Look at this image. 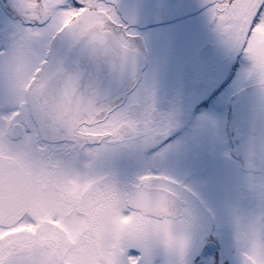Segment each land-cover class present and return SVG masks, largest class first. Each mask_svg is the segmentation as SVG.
I'll list each match as a JSON object with an SVG mask.
<instances>
[{"label": "snow or ice", "instance_id": "6c2138e0", "mask_svg": "<svg viewBox=\"0 0 264 264\" xmlns=\"http://www.w3.org/2000/svg\"><path fill=\"white\" fill-rule=\"evenodd\" d=\"M204 2L264 98V0ZM133 38L117 0H0V264H264V156L212 206L169 172L177 115L103 89L135 71Z\"/></svg>", "mask_w": 264, "mask_h": 264}, {"label": "flooded vegetation", "instance_id": "af4514ba", "mask_svg": "<svg viewBox=\"0 0 264 264\" xmlns=\"http://www.w3.org/2000/svg\"><path fill=\"white\" fill-rule=\"evenodd\" d=\"M128 29L139 68L116 92L104 80L111 105L175 113L179 127L167 143L188 144L190 153L185 158L176 152L166 164L183 166L174 175L207 201L217 194L225 201L234 197L246 187L249 160L259 166L264 156L259 153H264V98L242 77L247 61L225 45L208 8L166 24ZM151 164L150 155L125 157L118 167L131 180Z\"/></svg>", "mask_w": 264, "mask_h": 264}, {"label": "water", "instance_id": "95a60500", "mask_svg": "<svg viewBox=\"0 0 264 264\" xmlns=\"http://www.w3.org/2000/svg\"><path fill=\"white\" fill-rule=\"evenodd\" d=\"M117 3L121 19L128 25L139 28L187 18L207 7L204 0H117ZM138 68L122 75H108L104 84L112 92H116L129 76L138 72Z\"/></svg>", "mask_w": 264, "mask_h": 264}, {"label": "rangeland", "instance_id": "374dc122", "mask_svg": "<svg viewBox=\"0 0 264 264\" xmlns=\"http://www.w3.org/2000/svg\"><path fill=\"white\" fill-rule=\"evenodd\" d=\"M248 95V94H247ZM256 95H257V93H256ZM187 146H185V145H182L181 147H180V149H179V151H177L178 153H180L181 152V155H183L185 158H186V154H188L189 155V153H190V146L188 145V144H186ZM259 153H262V155L264 154L262 151L261 152H259ZM172 158L173 157H171L170 158V161H172ZM166 167H167V169H168V171L169 172H171L172 174H175V175H177L178 176V171H179V169H182V167L183 166H178V167H172V165H171V167H170V164L168 163V164H166ZM188 166H186L185 167V169L187 168ZM119 171L121 172V174H123V172L125 171V168L124 169H119ZM135 171V170H134ZM133 171V172H134ZM249 175H250V172L249 171H247V177H249ZM210 200V201H209ZM208 201H209V206H212L213 205V203L215 202V199L213 198V199H208ZM217 255V254H216ZM218 256V255H217Z\"/></svg>", "mask_w": 264, "mask_h": 264}]
</instances>
